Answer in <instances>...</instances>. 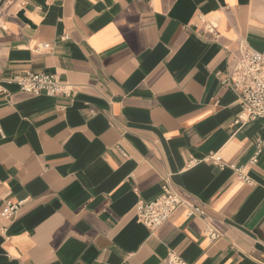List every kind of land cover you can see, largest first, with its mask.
<instances>
[{"label":"crops","instance_id":"1","mask_svg":"<svg viewBox=\"0 0 264 264\" xmlns=\"http://www.w3.org/2000/svg\"><path fill=\"white\" fill-rule=\"evenodd\" d=\"M239 39L264 53V0H0V264H264V118L234 124L227 82ZM24 71L72 99L5 81ZM167 176L204 216L152 231L136 203Z\"/></svg>","mask_w":264,"mask_h":264},{"label":"built area","instance_id":"2","mask_svg":"<svg viewBox=\"0 0 264 264\" xmlns=\"http://www.w3.org/2000/svg\"><path fill=\"white\" fill-rule=\"evenodd\" d=\"M239 58L230 72L227 82L237 93L242 103L245 119H235L234 124H243L246 121H254L264 118V53L259 52L244 39H239ZM12 83L26 93L33 95H46L55 97L62 95L72 99L74 89L57 73H42L24 71L5 80ZM0 91H4L0 86ZM255 154L250 158L249 163L254 164L262 147V142H257ZM120 153H126L120 149ZM213 161L219 160L214 155L208 156ZM237 176L245 182H250L249 177L242 171V167L236 168ZM23 200L12 202L6 201V217L13 218ZM186 208L188 216H204L202 208L188 201L176 189L170 178L167 176L160 186V194L153 200H138L136 203L137 221L145 225L150 230H155L158 226L166 222L173 212L179 208ZM205 235L212 241L216 240L218 234L210 227L205 228ZM167 264H188L174 252L167 254Z\"/></svg>","mask_w":264,"mask_h":264}]
</instances>
